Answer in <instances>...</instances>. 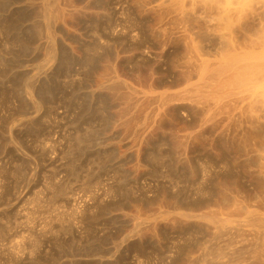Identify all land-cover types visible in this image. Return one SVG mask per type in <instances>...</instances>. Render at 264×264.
Here are the masks:
<instances>
[{
  "label": "rangeland",
  "instance_id": "rangeland-1",
  "mask_svg": "<svg viewBox=\"0 0 264 264\" xmlns=\"http://www.w3.org/2000/svg\"><path fill=\"white\" fill-rule=\"evenodd\" d=\"M263 59L264 0H0V264H264Z\"/></svg>",
  "mask_w": 264,
  "mask_h": 264
},
{
  "label": "bare ground",
  "instance_id": "bare-ground-1",
  "mask_svg": "<svg viewBox=\"0 0 264 264\" xmlns=\"http://www.w3.org/2000/svg\"><path fill=\"white\" fill-rule=\"evenodd\" d=\"M11 1H12V0H11ZM5 2H6V1H4L2 4H4ZM20 2H21V1H20ZM2 4H1V6H2ZM6 4H7V2H6ZM11 4H12V3H11ZM11 4H9V5L11 6ZM13 4H14V2H13ZM13 4H12V5H13ZM10 6H9V7H10ZM17 7H18V6H17ZM12 9H13V8H12ZM18 10H19V9H18ZM15 11H16V10H15ZM6 13H7V12H6ZM3 14L5 15V13H3ZM17 15H18V14H17ZM17 15H16V16H17ZM7 16H8V14H7ZM4 17L6 18V16H4ZM5 18H4V19H5ZM11 19H12V18H11ZM11 19H10V18H6V20H4V22H6V23L9 22V23H10ZM27 22H28V21H27ZM12 24H13V23H12ZM46 24H47V23H46ZM52 47H54V46H52ZM50 48H51V47H50ZM47 49H49V48H47ZM52 50H53V49H51V51H50L49 53H50L51 57L53 56L52 58H53V60H54V55H55V54H54V51H52ZM61 53H62V52H61ZM56 57H57V56H56ZM12 58H13V57H12ZM49 58H50V57H49ZM59 58H60V57H58V59H59ZM13 59H14V58H13ZM56 59H57V58H56ZM263 60H264V59H263ZM84 61H85V60H84ZM90 62H91V61H90ZM61 63H62V62H61ZM261 63H262V62H261ZM66 64H67V63H66ZM59 65H60V64H59ZM256 66H257V64H256ZM42 67H43V66H42ZM263 67H264V66H262V68H263ZM260 68H261V67H260ZM39 69H40V68H39ZM263 69H264V68H263ZM263 71H264V70H263ZM256 82H257V81H256ZM259 84H260V83H259ZM41 86H42V85H41ZM258 86H259V85H258ZM29 87H30V85H29ZM32 87H33V86H32ZM30 89H31V87H30ZM37 89H38V88H37ZM35 91H37V90H35ZM39 91H40V90H39ZM27 93L29 94V92H27ZM40 93H41V92H40ZM33 95H36V94H33ZM38 104H39V103H38ZM41 104H43V103H41ZM35 105H37V103H36ZM62 191H63V190H62ZM109 213H110V212H109ZM250 215H251V214H250ZM254 217H255V216H254ZM254 217H253V218H254ZM257 218L260 219L261 217H257ZM248 219H252L251 216H250V218H248ZM255 219H256V218H255ZM255 219H253V220H255ZM262 219H264V218H262ZM262 219H261V220H262ZM261 220H258V221H261ZM243 221H246V220H243ZM247 221H249V220H247ZM252 222H253V221H252ZM252 222H251V223H252ZM254 222H256V220H255ZM262 222H264V221L262 220ZM258 223H259V222H258ZM258 223H257V224L255 223V224H256V225H259ZM260 224H262V223H260ZM263 224H264V223H263ZM263 224H262V226H263ZM259 226H261V225H259ZM261 228H262V227H261ZM263 229H264V228H263ZM262 231H263V230H262ZM262 231H261V233H262ZM259 232H260V231H259ZM263 235H264V233H263ZM86 250H87V249H86ZM89 250H90V249H89ZM94 253H95V252H94Z\"/></svg>",
  "mask_w": 264,
  "mask_h": 264
}]
</instances>
